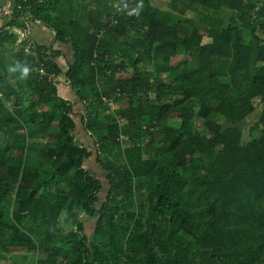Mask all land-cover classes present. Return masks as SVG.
<instances>
[{
	"label": "trees",
	"instance_id": "trees-1",
	"mask_svg": "<svg viewBox=\"0 0 264 264\" xmlns=\"http://www.w3.org/2000/svg\"><path fill=\"white\" fill-rule=\"evenodd\" d=\"M24 9L72 46L66 70L52 56L43 65L89 100L108 189L101 199L54 86L25 70L37 59L24 48L1 55L0 264H17V253L30 264H264L261 0H27ZM6 43L15 38L4 32ZM80 214L96 219L90 235Z\"/></svg>",
	"mask_w": 264,
	"mask_h": 264
},
{
	"label": "crops",
	"instance_id": "crops-1",
	"mask_svg": "<svg viewBox=\"0 0 264 264\" xmlns=\"http://www.w3.org/2000/svg\"><path fill=\"white\" fill-rule=\"evenodd\" d=\"M78 11L82 12L83 8L78 6ZM78 22H85L83 18L80 17ZM31 24V36L37 46L43 47L47 52V58L50 59V56L54 57L56 64L64 70L67 69L69 63L72 62L73 49L70 44L60 42L55 39V32L51 27L41 20L34 19L30 17ZM21 47L9 46L6 44L0 46V57L1 55L10 56L13 51H18ZM24 68V65H23ZM25 70L28 73L33 72L37 73V80L41 81L43 85L49 86V88L54 86L55 95L58 100H61L65 103L71 111L72 118L76 124V128L73 133L76 140L79 144L87 149L88 157L85 159L83 167L89 170L97 178V144L95 137L92 132L86 127V122L88 118L91 117V109L89 108V100L79 97L77 93V88L73 87L68 81L67 77L63 73H57L56 71H49L43 66H25ZM54 74L53 77L48 78L42 74ZM25 71H21V75ZM56 99V100H57ZM29 103L25 102L24 105ZM80 220L84 224L86 233H93L96 226V219L87 217L85 214H80ZM91 220L94 223L93 229H91L92 224ZM91 231V232H90Z\"/></svg>",
	"mask_w": 264,
	"mask_h": 264
},
{
	"label": "built area",
	"instance_id": "built-area-1",
	"mask_svg": "<svg viewBox=\"0 0 264 264\" xmlns=\"http://www.w3.org/2000/svg\"><path fill=\"white\" fill-rule=\"evenodd\" d=\"M26 1L0 0V39L4 32L13 35L15 38V46L24 48L27 54L37 59L36 61L39 63V66H43L45 56L37 52V45L31 36L30 15L24 9V3ZM261 5H264V0H261ZM42 74L48 78L54 76V74H46L44 71ZM104 103L106 105V112L114 111L116 108V104L112 99L104 98ZM116 118L122 126L125 122L124 119L119 115ZM118 140L124 143L128 140V136L121 132Z\"/></svg>",
	"mask_w": 264,
	"mask_h": 264
},
{
	"label": "rangeland",
	"instance_id": "rangeland-1",
	"mask_svg": "<svg viewBox=\"0 0 264 264\" xmlns=\"http://www.w3.org/2000/svg\"><path fill=\"white\" fill-rule=\"evenodd\" d=\"M230 13V12H229ZM226 15V14H224ZM227 17H229L228 13H227ZM260 109L256 110L255 112H253L251 115H249L242 123V126L244 128V135L245 136H248V133H249V129L251 127V125L256 121L257 119V114L259 112ZM169 124L171 126L175 125L174 124V121H169ZM124 133V132H123ZM124 135H127L124 133ZM97 176L99 177V179L101 180L102 182V185H103V189H102V192H101V199L104 197V195L106 194V191L108 189V182L105 178V173L103 171H101V169L97 166ZM143 197H144V193L142 192H138L137 195H136V199L138 202H143ZM91 224H92V227L91 229H93V226H94V223L93 221L91 220ZM91 232V231H90ZM88 235H90V233H87ZM18 255V263L17 264H30V263H27V262H24L22 261V256L20 255V253H17Z\"/></svg>",
	"mask_w": 264,
	"mask_h": 264
},
{
	"label": "clouds",
	"instance_id": "clouds-1",
	"mask_svg": "<svg viewBox=\"0 0 264 264\" xmlns=\"http://www.w3.org/2000/svg\"><path fill=\"white\" fill-rule=\"evenodd\" d=\"M133 11H136V10H133ZM132 13H129V15H131Z\"/></svg>",
	"mask_w": 264,
	"mask_h": 264
}]
</instances>
